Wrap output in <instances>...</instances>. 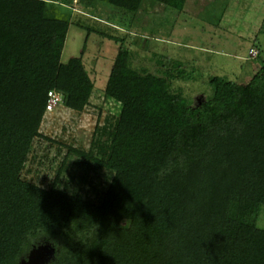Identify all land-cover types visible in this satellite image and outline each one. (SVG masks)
I'll use <instances>...</instances> for the list:
<instances>
[{
	"label": "trees",
	"instance_id": "trees-1",
	"mask_svg": "<svg viewBox=\"0 0 264 264\" xmlns=\"http://www.w3.org/2000/svg\"><path fill=\"white\" fill-rule=\"evenodd\" d=\"M77 1L106 2L130 18L144 4ZM153 1L180 12L188 2ZM56 2L0 0V264H20L45 243L56 248L48 264H264L262 48L248 83L213 75V94L193 105L174 86L182 64L170 68L164 56L155 71L136 68L140 37L89 27L88 37L120 45L104 92L122 109L86 150L41 131L50 91L83 112L95 90L85 48L62 60L72 22L53 14ZM39 138L67 149L48 184L27 176L30 161H56L49 149L38 155Z\"/></svg>",
	"mask_w": 264,
	"mask_h": 264
},
{
	"label": "rangeland",
	"instance_id": "rangeland-1",
	"mask_svg": "<svg viewBox=\"0 0 264 264\" xmlns=\"http://www.w3.org/2000/svg\"><path fill=\"white\" fill-rule=\"evenodd\" d=\"M59 1L51 6L53 14L72 22L62 60L67 62L81 56L85 48L84 62L95 81V90L83 112L74 111L63 103L46 114L41 131L58 143H73L89 149L96 127L103 125L108 115L118 116L122 109L120 102L104 92L120 45L97 32L88 37L89 27L118 35L122 33L117 28H122L140 37L138 41L145 45L131 43L134 50L138 49L132 58L136 68L155 71L157 63L165 60L164 56L171 57L172 60L166 61L170 68L177 69L178 64H182L185 77L176 79L174 86L193 105L213 94L211 76L248 83L262 66L257 46L262 48L264 59V0H188L182 12L144 0L133 19L123 17L117 8L106 2L87 6L77 0L69 5ZM133 40L129 38L130 42ZM51 144L52 147L47 148ZM35 147L39 148L38 155L49 149L47 153L50 158L56 157V161L43 165L30 161L28 167L33 172L27 176L36 181L45 177L48 184L55 177L56 167L67 149L59 153V144L44 138L37 139ZM70 173L74 174L73 170L67 171L65 179ZM257 223L264 228V208Z\"/></svg>",
	"mask_w": 264,
	"mask_h": 264
},
{
	"label": "water",
	"instance_id": "water-1",
	"mask_svg": "<svg viewBox=\"0 0 264 264\" xmlns=\"http://www.w3.org/2000/svg\"><path fill=\"white\" fill-rule=\"evenodd\" d=\"M56 248L46 243L34 246L26 258L21 259L20 264H48L55 256Z\"/></svg>",
	"mask_w": 264,
	"mask_h": 264
},
{
	"label": "built area",
	"instance_id": "built-area-1",
	"mask_svg": "<svg viewBox=\"0 0 264 264\" xmlns=\"http://www.w3.org/2000/svg\"><path fill=\"white\" fill-rule=\"evenodd\" d=\"M63 102V98L60 93L56 91L49 92V100H48V111H53L56 107H58Z\"/></svg>",
	"mask_w": 264,
	"mask_h": 264
},
{
	"label": "flooded vegetation",
	"instance_id": "flooded-vegetation-1",
	"mask_svg": "<svg viewBox=\"0 0 264 264\" xmlns=\"http://www.w3.org/2000/svg\"><path fill=\"white\" fill-rule=\"evenodd\" d=\"M45 244H46V243H45ZM40 245H43V244H40ZM35 246H38V245H35ZM33 247H34V246H33ZM26 257H27V256H26ZM26 257H25V258H26Z\"/></svg>",
	"mask_w": 264,
	"mask_h": 264
},
{
	"label": "clouds",
	"instance_id": "clouds-1",
	"mask_svg": "<svg viewBox=\"0 0 264 264\" xmlns=\"http://www.w3.org/2000/svg\"><path fill=\"white\" fill-rule=\"evenodd\" d=\"M61 104H62V103H61ZM48 112H51V111H47V113H48Z\"/></svg>",
	"mask_w": 264,
	"mask_h": 264
}]
</instances>
